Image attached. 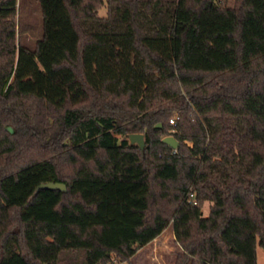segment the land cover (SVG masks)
Returning <instances> with one entry per match:
<instances>
[{
	"label": "trees",
	"instance_id": "obj_1",
	"mask_svg": "<svg viewBox=\"0 0 264 264\" xmlns=\"http://www.w3.org/2000/svg\"><path fill=\"white\" fill-rule=\"evenodd\" d=\"M3 114L41 154L15 163L0 140V264H131L171 224L176 264H258L264 0H0V133Z\"/></svg>",
	"mask_w": 264,
	"mask_h": 264
},
{
	"label": "rangeland",
	"instance_id": "obj_2",
	"mask_svg": "<svg viewBox=\"0 0 264 264\" xmlns=\"http://www.w3.org/2000/svg\"><path fill=\"white\" fill-rule=\"evenodd\" d=\"M235 3L236 0H229V3ZM25 13L22 15V20H19L18 32L19 40L23 43L34 46L35 41L40 37L41 28H40V15L37 11L36 7L30 4L25 6ZM108 14L107 7H104L100 10V15L102 17H106ZM22 103L19 105L21 109H23L26 115L29 116H41L43 112H45V105L34 100V99H25L21 101ZM48 110V109H47ZM41 114V115H40ZM48 114V111L46 112ZM178 114V113H176ZM175 114V115H176ZM4 123L2 127V131L0 133V140L11 142V145H14L17 150V158L12 161L15 163H21L26 161L36 155H40L41 151L39 148V143L36 140L33 141H24V138L21 136L22 132L18 131L20 125L17 124L14 128L9 122V118L7 114H3ZM20 115L13 116L14 120H18ZM39 118V117H37ZM45 127H51L49 124H44ZM10 129L13 131V135L10 134ZM147 146V145H146ZM146 148V147H145ZM10 161V160H9ZM5 161L2 162V164ZM62 167V165H61ZM65 169L68 167L63 165ZM212 204L206 203L203 207V213L205 217H208L210 214ZM183 253L182 248L176 243V238L174 234L173 224L165 230V232L157 238L150 245L142 248L133 258L131 264H176L178 256ZM76 255V256H75ZM75 255H66L62 256L65 259L64 264H68L71 260L80 264L83 259V253L75 254ZM257 257L258 264H264V249L258 245L257 247ZM121 264H128L125 262H120Z\"/></svg>",
	"mask_w": 264,
	"mask_h": 264
},
{
	"label": "water",
	"instance_id": "obj_3",
	"mask_svg": "<svg viewBox=\"0 0 264 264\" xmlns=\"http://www.w3.org/2000/svg\"><path fill=\"white\" fill-rule=\"evenodd\" d=\"M10 132L13 133L11 129ZM130 141L131 144L140 146L142 150H144L146 147L145 138L143 134L130 135ZM163 143L170 146L174 150L178 149L180 146V143L172 136L166 137L163 140ZM38 190H53L67 192V186L63 183L49 182L41 184Z\"/></svg>",
	"mask_w": 264,
	"mask_h": 264
},
{
	"label": "built area",
	"instance_id": "obj_4",
	"mask_svg": "<svg viewBox=\"0 0 264 264\" xmlns=\"http://www.w3.org/2000/svg\"><path fill=\"white\" fill-rule=\"evenodd\" d=\"M171 124H175V119L171 120ZM107 264H121L116 254L111 255V260Z\"/></svg>",
	"mask_w": 264,
	"mask_h": 264
},
{
	"label": "crops",
	"instance_id": "obj_5",
	"mask_svg": "<svg viewBox=\"0 0 264 264\" xmlns=\"http://www.w3.org/2000/svg\"><path fill=\"white\" fill-rule=\"evenodd\" d=\"M132 261H134V260L132 259Z\"/></svg>",
	"mask_w": 264,
	"mask_h": 264
}]
</instances>
